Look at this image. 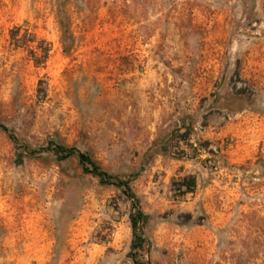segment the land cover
Returning <instances> with one entry per match:
<instances>
[{"label":"rangeland","instance_id":"374dc122","mask_svg":"<svg viewBox=\"0 0 264 264\" xmlns=\"http://www.w3.org/2000/svg\"><path fill=\"white\" fill-rule=\"evenodd\" d=\"M0 120V264H133L122 189L17 163L49 141L139 174L143 260L264 264V0H0Z\"/></svg>","mask_w":264,"mask_h":264},{"label":"trees","instance_id":"16d2710c","mask_svg":"<svg viewBox=\"0 0 264 264\" xmlns=\"http://www.w3.org/2000/svg\"><path fill=\"white\" fill-rule=\"evenodd\" d=\"M11 40L16 47L27 46L31 40L28 39V33L25 32L19 36V28H15L11 31ZM47 58V51L37 59V61H45ZM0 129L3 130L14 144H20L19 138L16 136L4 122L0 120ZM184 135L179 140H183ZM185 140V139H184ZM23 151L17 156V163L22 164L24 162L25 153L35 155L43 151L53 153L59 161H66L71 157H77L78 162L83 170L84 174L92 175L98 178L103 185L116 186L123 190L124 195L130 200L132 204V211L130 214V223L132 230V242L130 249V257L133 264H152L142 259L141 253L148 245V239L144 235V229L148 226L151 216L143 211L141 207V200L134 192L132 183L139 177L138 173H133L127 178L120 177L104 170L98 162L85 151H81L75 147H67L62 144H58L55 141H49L46 147H40L33 149L28 145H24ZM177 191L182 195L192 194L196 189V178L193 176H187L180 179L177 184Z\"/></svg>","mask_w":264,"mask_h":264}]
</instances>
